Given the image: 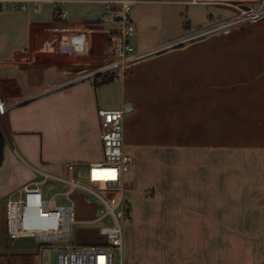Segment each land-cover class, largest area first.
<instances>
[{
  "label": "crops",
  "instance_id": "0c3cea01",
  "mask_svg": "<svg viewBox=\"0 0 264 264\" xmlns=\"http://www.w3.org/2000/svg\"><path fill=\"white\" fill-rule=\"evenodd\" d=\"M178 2L188 7L199 0ZM239 2L254 10L262 0ZM36 5L37 12L0 11V97L12 104L3 122L7 145L0 168L15 158L8 192L42 180L38 171L88 180L91 169L105 160L98 111L129 103L133 110L124 116V151L133 162L123 184L132 219L123 229L124 260L264 264V53L255 61L257 53L243 51L240 56L249 58L238 67L221 65L217 50L184 48L198 38L188 34L193 19L186 33L172 40L161 18L150 27L153 40L142 43L139 15L130 14L135 54L151 55L122 80L97 84L100 76L83 77L121 54L119 41L106 42L118 28L98 22L101 2L43 0ZM231 20L206 29L205 35L223 36L241 23L219 28ZM50 143L54 147L46 152ZM54 154L56 162L50 164ZM68 188L58 180H52V188L43 186L61 204L68 202L62 194ZM84 194L75 190L71 199L78 197L91 209L90 220L100 204L94 198L92 206L83 205ZM100 241L99 236L91 243Z\"/></svg>",
  "mask_w": 264,
  "mask_h": 264
},
{
  "label": "built area",
  "instance_id": "2783aa9c",
  "mask_svg": "<svg viewBox=\"0 0 264 264\" xmlns=\"http://www.w3.org/2000/svg\"><path fill=\"white\" fill-rule=\"evenodd\" d=\"M43 0H0V11L5 9L38 11L37 2ZM52 1V0H50ZM102 13L98 22L106 26H115L117 32L108 34V44L119 41L121 54L110 65L85 75L83 78L113 76L122 80L131 67L151 54H135L132 39L136 28L130 19V12L137 0H99ZM264 14V0L253 12L240 19L224 23L219 28L234 25ZM66 19L65 12L57 13ZM217 29V28H216ZM213 29V30H216ZM206 31L197 34L200 37ZM183 42H177L179 45ZM12 104L3 102L0 97V125ZM133 110L129 103L119 109L98 111L101 120V140L105 160L95 165L88 180L67 179L44 171H38L42 180L33 181L10 194L3 209L5 235L14 244L21 237H34L37 243L66 242L73 233L76 224L95 225L101 241L88 243L79 249H62L56 255L55 264H118L129 263L124 260V225L131 221V206L124 196L123 177L132 165L133 158L124 151V116ZM58 180L69 186L62 194L68 202L61 204L56 200V193L46 195L43 186L49 181ZM79 190L96 198L100 208L98 214L90 220H77L71 194Z\"/></svg>",
  "mask_w": 264,
  "mask_h": 264
},
{
  "label": "rangeland",
  "instance_id": "374dc122",
  "mask_svg": "<svg viewBox=\"0 0 264 264\" xmlns=\"http://www.w3.org/2000/svg\"><path fill=\"white\" fill-rule=\"evenodd\" d=\"M137 1L138 3L132 9L130 14L135 17L136 15H139V22L142 23L141 26L143 28L137 36H139L142 43H144L146 38L148 41L153 40V37H151L152 35L149 34L150 27L152 24H156L160 21L161 18L166 21V37H172V40H175L180 38L182 34L184 35V33H186V25L191 19H193L191 25L193 29L192 31H188L189 35L194 33L200 34L212 26H217L227 20L238 19L243 16V14H248L251 11L253 12L252 9L244 8L242 6V2H239V0H232V2L199 0V3L196 4L197 6L188 7L186 5L179 4L178 0H167V2H170V4L167 5H156L152 3L153 0ZM210 18L213 20L211 25L207 24ZM206 24L209 26L206 27ZM223 33V36H217L218 34H216L212 39L209 38L210 36L208 37L206 35H202L198 37L200 40H198V38L197 41L194 39L195 41L192 40L194 42L191 43L190 41V43H187L188 45L184 44L183 47L217 50V52L221 55V65H237L238 67L245 66V61L249 58L240 56L243 51H254V53H257V58H254L255 61L261 58L259 54L264 53V14L242 21L238 25L232 26L231 29H228ZM234 37L235 39L230 41ZM262 61L264 62V58ZM3 130L4 127L1 123V131L3 132ZM52 139L54 140L55 137H52ZM49 146L54 147L52 143L47 144L44 148L46 152H48ZM41 152L43 153V150H41ZM54 157L55 158L52 160H48L50 164L56 162V154H54ZM9 160L10 162H7L2 168H0V264H55L56 255L60 250L65 248L79 249L82 245L96 241L97 238H99L97 227L95 225L76 224L73 228L71 238L66 242L37 243L32 237L23 236L16 244H13L5 235L2 211V206L10 195L8 191L12 186L11 173L13 169L12 164L15 163V158H11ZM42 170H48L51 172L53 169L43 168ZM36 176L38 179L41 178V176H38L37 174ZM47 186L52 188L51 180L48 182ZM84 195L87 197H85V201L82 202L83 205H87V207H89L92 206L90 203L97 202L94 197L88 194ZM73 204L77 220H87L91 209H86V207L82 206L78 201V197L77 200L74 197ZM115 258V264H118V254H115Z\"/></svg>",
  "mask_w": 264,
  "mask_h": 264
},
{
  "label": "trees",
  "instance_id": "16d2710c",
  "mask_svg": "<svg viewBox=\"0 0 264 264\" xmlns=\"http://www.w3.org/2000/svg\"><path fill=\"white\" fill-rule=\"evenodd\" d=\"M113 79H114L113 76L101 77L100 81L97 84L110 83L113 81ZM6 145H7V140L3 132L0 130V166L4 162ZM0 231H1V212H0ZM0 245H1V235H0Z\"/></svg>",
  "mask_w": 264,
  "mask_h": 264
}]
</instances>
